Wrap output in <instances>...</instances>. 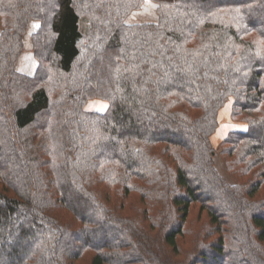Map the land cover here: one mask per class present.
I'll return each instance as SVG.
<instances>
[{
	"label": "trees",
	"instance_id": "trees-1",
	"mask_svg": "<svg viewBox=\"0 0 264 264\" xmlns=\"http://www.w3.org/2000/svg\"><path fill=\"white\" fill-rule=\"evenodd\" d=\"M152 1L0 0V264H264V0Z\"/></svg>",
	"mask_w": 264,
	"mask_h": 264
},
{
	"label": "rangeland",
	"instance_id": "rangeland-1",
	"mask_svg": "<svg viewBox=\"0 0 264 264\" xmlns=\"http://www.w3.org/2000/svg\"><path fill=\"white\" fill-rule=\"evenodd\" d=\"M156 3H154L152 0H150V3L143 5V8L140 13L136 14V16H139L138 20L142 22H147L149 20H154V22L158 21V19H152V16L157 13L156 9ZM134 17V16H133ZM156 18V17H155ZM39 61V60H38ZM18 65V64H17ZM40 66V64H39ZM39 69V68H38ZM18 71V69H17ZM234 104V100L231 98L228 100L224 108L220 111V125L216 132V134L213 137V145L216 150V156H215V162L216 167L219 171V173L226 178L231 184H236L234 178L230 174V172L227 169V164L224 156L222 155V148L221 144L223 140L228 136L229 132L233 129H246V126L240 122H236L232 119V106ZM104 104L98 103L91 105L90 109H96V110H104L105 109ZM262 196L257 197L256 201H259ZM197 213L193 215L192 221L190 220V224L188 225L189 229L195 228L197 226ZM195 218V219H194ZM203 221H206V219H203ZM184 242L185 248H192L194 243L192 240V236L189 238H185L182 243ZM88 261H90V258L87 257L85 260H82L79 262V264H88Z\"/></svg>",
	"mask_w": 264,
	"mask_h": 264
},
{
	"label": "crops",
	"instance_id": "crops-1",
	"mask_svg": "<svg viewBox=\"0 0 264 264\" xmlns=\"http://www.w3.org/2000/svg\"><path fill=\"white\" fill-rule=\"evenodd\" d=\"M156 7L157 4H155ZM157 11V9H156ZM140 11L138 12H134L132 14V16H130L129 18V23L131 24H135V23H154V20H149L147 22H142L140 20H138L139 16H136V14L140 13ZM134 16V17H133ZM156 17V18H155ZM152 19H158V14L156 13L155 16H152ZM157 22V21H156ZM41 23L39 21H32L29 25V29L24 37V51L21 54L19 61H18V65H17V69L18 72L22 75L28 76V77H34L37 74L38 68H39V61L35 55L34 52V36L35 34L38 32V30L40 29ZM2 19L0 16V34L2 32Z\"/></svg>",
	"mask_w": 264,
	"mask_h": 264
},
{
	"label": "snow or ice",
	"instance_id": "snow-or-ice-1",
	"mask_svg": "<svg viewBox=\"0 0 264 264\" xmlns=\"http://www.w3.org/2000/svg\"><path fill=\"white\" fill-rule=\"evenodd\" d=\"M150 3V0H146V4Z\"/></svg>",
	"mask_w": 264,
	"mask_h": 264
}]
</instances>
